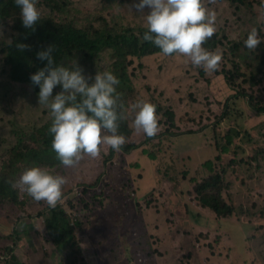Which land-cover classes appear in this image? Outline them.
Segmentation results:
<instances>
[{"label": "rangeland", "instance_id": "1", "mask_svg": "<svg viewBox=\"0 0 264 264\" xmlns=\"http://www.w3.org/2000/svg\"><path fill=\"white\" fill-rule=\"evenodd\" d=\"M63 1L67 6L54 14L60 22H72L84 29L108 24L113 28L111 34L119 28L113 23L135 32L146 29L141 11L150 9H137L138 0ZM204 5L216 14L214 33L219 43L212 51L221 56L218 69L205 72L182 54L173 58L162 54L133 58L128 75L135 91L123 106L132 128L127 140L135 145L129 150L101 145L96 157L84 153L71 166L43 167L65 177L57 204H62L76 223L74 239L89 264H264V109L261 113L252 110L254 105L264 106V74L253 87L236 84L246 93L245 108L239 101L241 95L223 89L219 76L233 67L249 68L253 55L264 53L259 52L258 45L248 49L243 43L255 27L264 45V0H204ZM37 7L43 14L49 13L41 0H37ZM13 35L10 25L0 23V169L15 143L11 123L19 120L42 124L47 119L43 110H49L38 104V92L32 84L11 77L6 52ZM75 61L86 76H94L113 62L108 51L93 61H86L83 53H78L68 66ZM139 63L143 67L138 73ZM210 81L214 91L232 107L221 131H227L225 127L232 119L240 139H244L230 148L237 151V157H245L242 166L237 172L226 166L229 186L223 189L222 197L234 208L230 218L216 217L201 209L191 194L193 182L214 167L202 169L199 163L215 153L214 148L200 146L214 141L205 122L213 125L220 112L211 100ZM219 86L222 93L216 91ZM59 90L57 85L53 94ZM152 95L161 102L155 103L160 122L154 136L172 142V149L159 147L166 153L161 161L156 159L155 166L148 157V144L154 141L148 140L153 136H146L132 123L135 102L152 103ZM170 108L175 113L172 121L165 114ZM188 117H194L193 125L188 123ZM183 122L198 131L191 135L184 132V124H177ZM254 143L260 152L248 159L247 144ZM22 172L16 170L14 187L24 204L0 196V264H66L65 254L71 250L60 252L44 225L43 213L50 207L46 201L32 199L16 184Z\"/></svg>", "mask_w": 264, "mask_h": 264}, {"label": "trees", "instance_id": "2", "mask_svg": "<svg viewBox=\"0 0 264 264\" xmlns=\"http://www.w3.org/2000/svg\"><path fill=\"white\" fill-rule=\"evenodd\" d=\"M48 9V14L41 13L40 20L33 28H25L22 25L19 7L15 4L14 0H0V23L10 25L13 30V37L7 45V62L10 64L11 77L18 82H27L32 84L30 75L37 71L39 68L44 67L47 61H42L38 58L37 52L46 48L49 45H54L53 57L54 63H61L68 66V63L78 53H83L86 61L96 60L102 53L108 51L112 64L105 70L112 71L119 79L117 85L118 97V112L123 113V118L118 121V131L125 136V141L130 136L132 128L128 126L124 104L125 99L133 95L135 86L132 83L129 73V65L133 58L144 59L150 55L162 54L164 57L173 58L178 54L165 55L161 50L155 46L151 41L142 40L143 32L146 29L140 28L139 32H135L130 27L119 26L118 23H113V27H119L115 30L116 34H111L113 28L107 27L108 24L103 25L101 28L90 27L89 29L79 28L72 22H60L58 17L54 14L60 10L61 7H66L63 0H41ZM242 3L243 0H233ZM128 3V0H125ZM246 38V37H244ZM219 43V39L215 33L207 38L202 46L208 50H214ZM263 43V42H262ZM25 45L21 48L19 45ZM259 52H264V45L258 44ZM143 67L142 63L137 66V71ZM249 68L233 67L227 71L221 72L219 76L223 81V89L230 90L231 94H240L244 108L248 100L245 99L246 93L236 86V84L247 83L249 87H253L258 81L261 80L264 74V53H256L253 55L248 64ZM198 72L199 69L197 68ZM239 73L237 76L236 74ZM33 85V84H32ZM35 91H39L38 86L33 85ZM209 87L212 90L211 100L216 103L218 115L213 125L212 122H205L210 126L213 142L212 144L201 143V148H214L215 153L203 163V166H215L217 162L221 163L220 168L209 167L207 172L200 180H195L193 183L191 194L193 199L199 204L201 209L215 214L216 217L230 218L234 213V208L231 204L226 202L222 197V191L229 186L228 181L225 180L226 166H230L234 172H237L242 160L245 157H237V151H231V146L238 145L244 139H240L239 130L235 127L234 122L230 119L229 125L226 126V132L221 131L223 120L227 121L229 117V110L232 108L227 101H223L220 96L214 91L211 83ZM218 93H222V87L216 88ZM152 103L161 104L152 95ZM2 99L0 98V101ZM156 100V101H155ZM264 106H252L253 112L261 113ZM212 110V109H211ZM232 110V109H231ZM47 117L45 122H21L14 120L11 123L15 143L11 148V154L8 155L6 162L3 163L0 169V196L2 198H11L19 204H24V200H19L17 188H15V173L17 169L21 172L33 165L40 167H63L59 161L56 153L51 147L52 135L49 133L48 128L51 123L49 110H43ZM244 113V112H243ZM165 114L167 119L172 121L175 114L172 108L168 109ZM249 117V115L247 114ZM194 117H188V123L193 125ZM206 119V116L204 117ZM248 118L246 119V121ZM160 122V120H159ZM158 122V123H159ZM188 123L183 122L182 129L184 132L188 131L191 135L197 132L195 128H191ZM177 130V129H176ZM213 131L215 137H213ZM254 132L249 131L250 135ZM153 136L148 141L151 149L148 153L149 160L151 159L155 166V161H161L166 151H162L159 147L166 145L167 149H172L171 140L166 137ZM156 139V140H155ZM124 145V146H123ZM121 147L129 150L135 144L128 142V140ZM248 151L246 157L248 159L255 157L260 150L254 144H247ZM195 149V146H194ZM256 149V151H254ZM147 151V150H146ZM84 154V153H82ZM81 154V155H82ZM231 155V156H230ZM230 157V158H229ZM227 160V161H225ZM225 161V162H224ZM224 164V166H223ZM237 168V170L235 169ZM94 182L92 185H95ZM44 225L51 241L60 250H71L70 253L65 254L64 262L66 264H89L84 256L83 249L77 244L74 239V229L76 223L72 222L70 214L67 212L62 204H56L55 207H50L43 213ZM19 230V229H18ZM206 235V234H205ZM76 247V248H74ZM13 252V247L9 248ZM83 251V254H82ZM12 264V263H10Z\"/></svg>", "mask_w": 264, "mask_h": 264}, {"label": "clouds", "instance_id": "3", "mask_svg": "<svg viewBox=\"0 0 264 264\" xmlns=\"http://www.w3.org/2000/svg\"><path fill=\"white\" fill-rule=\"evenodd\" d=\"M14 2L19 7L22 25L34 29L41 16L37 0ZM145 6L150 10L141 11L146 28L142 40L151 41L165 55L187 56L192 65L205 72L218 69L220 54L202 46L216 31V14L205 7L204 0H138L135 3L140 10ZM243 43L248 49L257 47L260 37L255 27L248 32ZM54 47L49 45L37 52L38 58L47 63L32 73L30 80L39 88L38 104L49 109L51 123L48 131L57 158L63 165L71 166L82 153L92 157L99 155L101 145L119 150L126 138L118 131V121L123 118V113L117 110L118 77L110 70L86 76L76 61L71 67L54 63ZM57 85L61 90L53 94ZM134 107V127L148 137L154 136L159 131L156 106L148 100H137ZM207 160L200 163L202 169ZM221 166L217 162L214 168ZM16 184L22 186L32 199L46 201L49 207H55L62 197L65 177L33 165L23 170Z\"/></svg>", "mask_w": 264, "mask_h": 264}, {"label": "crops", "instance_id": "4", "mask_svg": "<svg viewBox=\"0 0 264 264\" xmlns=\"http://www.w3.org/2000/svg\"><path fill=\"white\" fill-rule=\"evenodd\" d=\"M171 146H172V142H171ZM199 163H201V161Z\"/></svg>", "mask_w": 264, "mask_h": 264}]
</instances>
